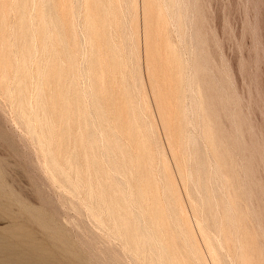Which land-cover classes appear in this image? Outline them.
I'll use <instances>...</instances> for the list:
<instances>
[{
  "label": "rangeland",
  "instance_id": "1",
  "mask_svg": "<svg viewBox=\"0 0 264 264\" xmlns=\"http://www.w3.org/2000/svg\"><path fill=\"white\" fill-rule=\"evenodd\" d=\"M161 1L162 0H70L69 3V0H0V63L2 64L0 65V69L2 68V73L6 74V78H4L5 74H0V78L3 77L2 79H0L2 80V82H0V173L3 179L2 183L4 184L5 188V192H2L3 194H0L4 196L2 197L3 199H15L8 201V207L5 210H8L9 212L14 211L13 213H19L21 211V208H19L18 210V207H20V205H23V207L29 206V208L35 209L42 215L50 218L54 224L57 223V228L62 227L61 229L63 230H61L60 228L59 229L61 230L63 237L67 239L70 238V240L68 239L69 246H67L69 247V250L72 252V254L70 253L68 256V254L66 253L63 254V252H59V259L61 257L65 259V255L66 257H73L74 254L78 256V258L81 259V261L85 264H100L101 261L108 262V264H147L149 261L151 264H167V261L173 258L174 261L171 260L169 261L170 263H168L173 264L175 262L174 264H176V262L180 260V257L181 259L184 257L182 259L183 261L181 260L180 262L178 261L179 263H177L184 264L185 262V264H195L197 261L200 262L202 260V263L200 262V264H235L238 262L237 260L241 255L245 256L249 252L251 256L247 255L246 257L248 259L254 255L252 257L253 259L249 260L251 261V264H257L258 262H260L259 260H261V262L258 264H262V262L264 261V236H262V232L264 234V101H262V93H264V0H184V4L182 3V0L180 4L183 7L180 5L178 6L179 0H177V6H174V4L176 3L175 0H169L168 2H166L167 0H163L165 7L163 6ZM172 1L174 2V4ZM69 4L71 5L69 6ZM160 4L163 7H161ZM190 5L192 8L190 7ZM156 6L158 7V9H156ZM165 8L169 9V11H164ZM181 8H183V10ZM165 12L167 13V17L165 15ZM156 14H158V17L162 15L160 16L161 18L159 17V19L157 20ZM172 14L175 16L177 15V20L174 16V18L172 17ZM41 15H44V18H41ZM86 15L88 16V18L90 16V20L86 18ZM184 18H187L186 20H189L188 22L190 24L186 22ZM41 19L47 20L41 21ZM164 19L168 21L164 22ZM87 21L90 22L88 25H85ZM160 21H162V23ZM175 21L177 24L175 23ZM45 22L48 24H46ZM167 22H170V24L167 25ZM159 24L161 26L160 30ZM182 24L183 26H186L185 33L183 31L185 30V28L183 29ZM225 24L228 25L227 31L225 30ZM46 25L47 28L50 27L49 29L51 31V33H46L47 35L45 34V32L50 31H48L49 29L47 30ZM87 26L88 28L90 26L89 30L91 31L86 29ZM40 28L44 31L46 29L47 31L44 32L40 30ZM169 29L170 32H172L170 34L168 33ZM92 30H95L96 34ZM111 30H113V32ZM179 30L182 31V34H180ZM109 31L112 35L114 33L113 37L109 35V38ZM157 31L159 33H157ZM174 31H178L180 38H184V42L182 39H179L180 41L178 40L179 35H176L178 33H174ZM187 33H189V35ZM191 34L194 36H192ZM156 35H158V37ZM181 35H184L185 37H182ZM41 36L44 37L42 38ZM190 37H192L193 41L190 39ZM158 38L160 41H157ZM169 38H171V40H169ZM50 39H52L53 42L50 41ZM109 39L112 40L111 43ZM47 40L49 41L47 42V44H50L51 42L53 44L51 43L50 45H47ZM108 40L109 42H107ZM163 40H165V43L168 41L171 42L173 40L174 43H172L174 49L172 47V49L170 48L171 50H169L168 44L166 43V45ZM42 42L44 43V45ZM106 42L110 43L111 45L115 43L118 46L117 47L114 44L118 48H116L117 51H114V45L109 46V44H107ZM161 43L166 47L163 48ZM41 46H45V48H42ZM49 46L52 50L56 49V51H54V55H51V52L53 54V51L50 48L48 49ZM160 47H162L163 49H159ZM20 50L22 53L20 52ZM164 50L169 51L170 55L167 56H169L170 59H167L168 57L165 55L166 51ZM174 50L175 52L171 54V52ZM111 52H114V54L118 52L120 53L116 54L115 56ZM119 54H121L120 58ZM117 55L118 59L120 60H115V58L117 59ZM172 55L175 56L171 57ZM20 56L23 57V59ZM69 57L71 59H69ZM163 57L166 61L163 59ZM20 58L23 61H20ZM167 60H170L168 61L169 63H167ZM116 61L120 62L117 63ZM97 63L99 64L97 65ZM170 64H172V68ZM183 64L185 67H183ZM57 65L59 67L61 66L62 68H59ZM168 66L170 67L168 68ZM56 68L59 69L60 72H57L59 70H57ZM183 68L186 70L184 71ZM170 69H176L178 72L174 70V73ZM37 71L40 74L42 72V79L39 78L40 75ZM44 72H46L47 76ZM97 72H99V74H97ZM166 72L167 74L169 73V75H167ZM172 72V77L174 76V80L170 76ZM177 73L180 76L177 75ZM166 75L169 77H166ZM176 75L179 77H177ZM189 75L192 76V82ZM182 76L184 77L182 78ZM72 77H74L73 83L70 82V80H73ZM176 77L179 78V82H176ZM35 78L39 79L37 80ZM184 78L186 81L184 80ZM4 79H6V81ZM182 79L184 80L183 82ZM184 82H186V85L184 84ZM39 83L41 87L39 86ZM70 83H72L71 86ZM189 83H193L192 86ZM68 86H70V88H67ZM184 86L186 89L183 88ZM39 87L42 89V91L39 90ZM189 88H192V90H190ZM15 90H17V92ZM11 92L14 93L12 94ZM82 93L84 94V96ZM80 97L83 99L82 101ZM38 99L40 100L38 101ZM19 102L21 108L19 107ZM39 102L41 103V106L39 105ZM191 102H193V105ZM82 103L85 105V108L84 105L82 106ZM42 104H46L45 106H43L44 108L42 107ZM195 104L197 107H195ZM182 105H185L186 108L185 106L184 108H182ZM82 107L84 110H82ZM20 109H22L24 112H21ZM42 110H44V113L42 112ZM181 110H187L186 112H188H183L187 115L186 116L184 114L186 116V118L184 119ZM190 111L194 113L191 112L190 115ZM33 114L36 115V117ZM59 114L61 116L60 118ZM199 115L201 118L199 117ZM40 117L41 120L39 119ZM202 117L204 118V120L202 119ZM82 118H84V120H82ZM205 118H207L208 120ZM185 119H187V121ZM28 120H30V124ZM34 120H38V124ZM179 121L183 123L181 124ZM196 121H200V128L199 126H196L198 125L195 124ZM203 121H205V123ZM66 122L67 124H65ZM83 122L85 123V125ZM188 122L191 123L188 124ZM33 123L40 126L38 127L36 125L40 129L41 136L38 132L39 129ZM192 123L195 124V127L192 125ZM190 124L192 126H190ZM187 125L188 127H190L188 128ZM204 125L208 126L209 129ZM43 127L45 128V130L43 129ZM180 127L181 129L179 130L178 128ZM76 128H78L79 131H76L78 130ZM198 128L200 130H198ZM31 130L32 132H30ZM33 130L35 131V134L33 133ZM46 130L48 133L46 132ZM98 130L101 134H99L100 136H98ZM184 130H188V132L186 131L185 133ZM181 131L182 133L189 134L179 135L181 134ZM76 132H81L82 135L81 133L77 134ZM141 132L142 135L140 134ZM190 132L192 134L190 137L191 139L187 141L186 137H189ZM202 133L204 137H202ZM177 135L179 137L182 136L180 138L181 140ZM48 136L52 137L49 138ZM205 137L207 138V141L209 139L212 145L210 143L208 144L207 141H203ZM193 138L195 140H193ZM47 139H50V142L48 140L49 143L47 142ZM79 139L81 140L78 142ZM183 139H185L186 141ZM98 140L100 143L98 142ZM141 141H143L142 144H145V147L140 143ZM189 141H195L192 143H196V145L192 144V147L191 142ZM182 142H185L184 144H186V146H183ZM203 142L207 144H203ZM47 143L49 145H46ZM178 143L180 147L178 146ZM187 143L191 147H189ZM215 143L218 144L215 145ZM89 145H91V147ZM182 146L185 148L188 146V151L190 153L187 154V149H183ZM194 146L195 148L198 147L197 151ZM206 146H210V148H207ZM216 148L218 151L216 150ZM178 149H180V151ZM181 149L185 150V153H183V150L181 151ZM193 149H195V151ZM206 149H208L209 152L206 151ZM99 150H101V154L99 153ZM202 150H205V153ZM229 150L231 152V156H229ZM192 151L195 154L197 152L196 155L193 154L194 157L192 155ZM212 151L215 157H212ZM206 152L210 154V156H207L208 159L207 157H205L206 155H203L207 154ZM199 154H202V158ZM222 154L224 155L222 156ZM91 155H93L94 158H92L93 156ZM187 156L189 157V159L191 158V162L189 160L187 161ZM228 156L231 159L228 158ZM67 157H69V159ZM209 157H212L211 159H215L217 161L215 162L217 164L215 173H218V175L214 173L215 165L213 167L210 166L213 164L211 162L213 160L210 159V161ZM52 158L54 161L52 160ZM197 158H201L202 160H198ZM184 159H186L185 161L188 163H186ZM232 159H234V161ZM49 160H51V162ZM67 160H69V162H67L66 168V163L63 164V162ZM90 160H92L93 163H91ZM203 160L207 162L205 163ZM219 160L221 161L219 162ZM229 160H231L230 162L233 164H231ZM182 162H184V165ZM197 162H203L204 166L206 164L207 166H210V168L207 166L204 167L202 163L198 164ZM68 163L72 164L69 166ZM114 163H116L115 166ZM191 163L192 166L196 163L197 165L195 164V168L197 169L193 168L195 165L192 167ZM73 164L76 165L73 166ZM84 164L87 165V168H85ZM101 165L103 166V168L101 167ZM181 165L185 167H182ZM69 167L70 169H68ZM211 167L214 171L211 169ZM188 168H191V170H189ZM206 168L210 171H208ZM75 169H80V172H75ZM186 169L190 172L186 171ZM73 170L75 173L73 172ZM94 170H96L97 174ZM206 170L208 171L209 175H206ZM60 171H62V173ZM183 171L187 172V178L186 175H183V173L186 174V172ZM105 172L108 174H106L107 177L105 176ZM195 172L197 174L194 175ZM72 173H74L75 175ZM76 173H78V175H80L81 177L78 176V178ZM212 173H214L213 178L209 177ZM230 173L233 174L232 176L234 180L232 176H230ZM87 174H89V177L87 176ZM201 174L203 175L202 180L204 181V184L202 185L203 187L200 185V183H203L199 178L201 177ZM182 175L186 178L185 180ZM75 176L77 177V179ZM188 176L189 178H191L188 179ZM214 176L216 178H214ZM221 176H223V180H220H222L224 183L222 181L220 183V180L217 181L219 178H221ZM86 177L90 178L88 179L89 181L91 180L90 183L86 181ZM107 178L110 179V181ZM241 178H245V180L242 181ZM74 179L80 180L76 181ZM94 179L98 181L96 182V180ZM225 179H227V181ZM238 179H241L240 183L242 185L241 188H244H242L243 190L239 188L240 186H238L240 185ZM169 180L172 183L174 182L173 187L172 183ZM208 180L210 181L207 182ZM215 180L217 183H214ZM186 181L188 183V186L186 185ZM193 181L195 183H198V185L196 184L197 188L195 185L193 186L196 192L193 188H190L193 185ZM212 182L215 185L219 183V186L222 185V183L225 186L226 183H230L229 186L227 184V187H231V193L234 189V182H237L236 185L234 184V191L238 192H234L231 197L235 195L234 197L238 199V197L243 195L241 196L242 198H239L237 200L239 203L236 200L235 202L240 204L239 208L240 206H242V209L244 211L241 208V210L239 209L240 211L237 208L236 210L234 208L236 213L233 210H231V212L233 211L232 213H235L237 215V221L240 218V220H242L243 217L240 216V213L242 212L241 215L244 216L243 219H246V221L248 222L247 224H250L246 225L247 227H242L243 224L245 225L244 222L246 221H238L242 224H240V226L237 224V227H241V230L242 228H244L242 232L240 230L241 236H238L239 234H237L239 233V230H237V232L235 231V229L237 228L236 225H234L235 222L237 223V221H235V217L234 221L233 219H231V222H233L232 224L231 222L227 223L224 220V214H226L227 212L230 213V210H226L225 213L222 208V206L226 205L224 206V210L226 209L225 207H227V209H233L232 207L228 208L229 201L233 204H230L231 206L237 205V203H234L232 201V198H230L228 188L226 189V187L224 188V186H220L224 189L223 192H225L226 189L228 190L226 192L229 194L227 195L225 193L226 195H222L224 194L220 192V190L222 191V189H219L218 185H216L217 188H213L214 186H211L214 185L212 184ZM249 182L251 185H248ZM71 183L74 185L72 186ZM98 183L102 187H100L101 189H103L102 191H100V189L97 190V186L99 185L95 184ZM89 184V189L93 188V192L90 189L92 193H84L88 191L86 186H89ZM206 184H209L211 188L214 189V191H216L217 189L216 192L218 194L215 193V196L217 195L216 197L214 196V194H212L214 192L211 193L209 191V193H211L210 196L207 190L209 189V185L207 187ZM78 186L80 188H78ZM169 186H171L172 188ZM249 188L250 191L248 190ZM191 189H193L194 191H191ZM213 189L211 191H213ZM239 189L242 191H240ZM120 190L121 192H119ZM199 190L201 191L199 192ZM187 191H189L192 195H190ZM98 192L100 193L99 196L102 197V195H104L102 198L104 199V202L106 201V205L105 203L102 204V201L99 202L100 200L98 199ZM125 192L128 193V195H126ZM198 193L202 194L199 195ZM94 194V199H92ZM195 194L199 195L203 202L199 198L198 201ZM208 194L210 198L213 196V201L209 199ZM89 195H91V198H86L87 196L89 197ZM194 195L196 196V198L194 197ZM220 195L222 196L220 197L221 199H219ZM125 196H128V199H130L129 202H131L130 205H133L134 207H129L127 197ZM108 197H110V200ZM114 197L116 199H114ZM190 197L192 200L189 199ZM207 198L210 201H208ZM224 198H227L226 202L228 200V205L225 201V203L222 201V199ZM16 199H18L19 202L18 200L16 201ZM90 199H92L93 201ZM218 199L219 201H221V203L218 202ZM94 200L97 203H95ZM193 200L195 201V204L196 202H202L204 204H198V208L197 205H195L196 209H192L194 206V204H192L194 202ZM246 200H249V202H246ZM115 201L116 204L118 203V205L114 204ZM191 201L192 203H190ZM214 201L216 203L211 204ZM93 202L96 204L95 206L93 205ZM177 203L180 204L178 205L181 208L176 205ZM248 203L251 204L247 207ZM210 204L213 206H215L216 204V208L219 206V208L217 209L218 213L221 211L222 215L224 216L221 218L222 215L215 212V210L212 208L213 206L210 207ZM99 205L102 206L100 207ZM96 206L101 212H99ZM106 206L107 209L102 208ZM116 207H120V209L117 208V212V209H115ZM257 207L261 209V213L259 212ZM0 208H2V206H0ZM182 209L184 210L183 212ZM252 209L254 211L256 209L257 212H254ZM104 210H109L108 213L110 212V218L107 217L108 214L106 213V215ZM134 210H136V212ZM195 210L198 211H196L197 214L194 212ZM202 211H204V213ZM208 211L210 214L207 213ZM245 211L249 212V217L251 220L253 218L252 221L254 223L250 221L248 214H246L247 216L244 214L246 213ZM211 212H213L214 214ZM119 213L121 216H117V214ZM183 213L185 214L183 216L184 219L183 217L181 218ZM216 213L218 214V216L220 215V217H217ZM198 214H200L201 216H198ZM235 214L233 216H235ZM136 215L138 216L139 220ZM208 215H210L209 217L211 218V220L212 218L214 220L211 221ZM229 215H231V213ZM238 215L240 216V218H238ZM204 216L207 217L204 218ZM0 217H2L1 211ZM98 217L100 219H98ZM119 217H122V219H124L122 220ZM192 217H196V222ZM199 217H202L200 218L202 220L205 219V224H202V220H200L201 223L198 222L200 227L197 223V221H199V219L197 218ZM186 218L188 219L186 220ZM218 218L223 220H219ZM133 219L137 222H135ZM155 219H157L156 223L158 226L155 225ZM173 219L177 220V226L180 228L179 233L182 236L181 238L178 230L176 231V228L179 229L177 226H175L176 224L174 225L175 228H171L173 224L176 223V220ZM15 220L21 222L23 224V228H25L27 231L32 232L34 236L42 239L45 244L50 247L51 250L54 249L53 245L46 239L44 232L39 228L37 224L24 219V217H17ZM185 220L188 221L190 225H186L187 222ZM139 221L141 223H145V225L141 224ZM218 221L220 222V224ZM222 221H225L226 225H224L225 222L223 223ZM221 222L223 224H221ZM7 223L8 222L6 220L0 219V227L5 226ZM139 225L141 226V228ZM143 225L145 228H142ZM215 225L216 228H214ZM232 225L236 227L235 228L233 226L232 229L234 231L231 230ZM252 225L254 226L252 227ZM159 226L161 227L160 229ZM190 226V229L192 231L188 230ZM201 226L202 228L204 226V228L202 229ZM206 226L210 229H206L208 235L203 234V232L206 234V231L204 230ZM211 226L213 227L211 228ZM217 226L219 227L217 228ZM248 227L251 228V230H249ZM219 228H222V230L224 231L221 232ZM224 228L229 231V235H231V233L233 234V236L231 235L232 237L230 238H233V240L235 241L230 242L229 240H227L228 243H226L225 241V244L227 245L223 247L224 242L220 237H222L223 234H227L228 238V231L225 232L226 230ZM253 228L255 229V231ZM125 229L129 231L128 235L126 234ZM168 230L170 231V236H172L171 238L169 235L167 236ZM149 231L151 233H149ZM181 231H183L185 237L183 236ZM210 231L213 233H210L212 234L211 236L209 234ZM152 232L155 233L156 238H154L155 236H153L154 234ZM187 232L189 233V235L187 234ZM216 232H219V234ZM233 232H236L237 235L234 236ZM247 232L248 234L252 233L253 236H246ZM164 233H166V235H164ZM192 233H194V235H192ZM160 234L164 238H160ZM257 235L259 236L257 237L259 242H256L257 238L255 240V237ZM134 236H136L137 239H134ZM249 236L251 237V241L249 240L250 242H248V238H250ZM144 237H148V240ZM132 238L135 243L134 241H132ZM182 238H184V240H181L180 242L179 239ZM211 238L215 239V244H213V239ZM185 239L187 241H185ZM207 239L209 240L205 241V244L203 241ZM144 240H146L147 243ZM172 240L174 242H172ZM193 240H195L196 242H194ZM236 240L238 241V243H236ZM218 241H220L222 245ZM151 242L154 245H152ZM207 242L210 243H208V245L210 248H212V251L210 250V248L208 249L210 251H207ZM241 243H244L242 244V246L244 245V247L242 248ZM257 243H259V245H257ZM184 244L188 247L189 251H193L192 255H190L191 252L188 253V249H186L187 247L184 246ZM218 244H220L222 247L220 245L218 246ZM229 244L231 245L230 249H228ZM261 244H263V246ZM71 245H73V247ZM156 245L160 247V250ZM246 245L251 249L248 250L247 253L245 252L247 251L245 250ZM173 246H175V248ZM191 246L194 248L191 249ZM226 246H228V248ZM235 246L238 247V249H235ZM257 246L261 249H256ZM121 247L124 248L122 249ZM145 247L148 248L149 251H146L147 249ZM152 247L153 249H157H154L152 251ZM251 247H253V249ZM140 248L141 251L142 248L144 250V253L141 254V257L143 258H140L139 256V254L141 253ZM161 248L163 250H161ZM219 248L221 250L226 249L225 251L223 250L225 254L224 252L222 253V251L221 253L223 255L220 254V250H218ZM134 249H137V252H135L136 250ZM231 249L233 252H235L236 250L237 251L233 253L231 252ZM130 250L132 252H130ZM199 250L202 251V255ZM227 250L231 252V255H226V252H228ZM255 250L257 254L259 252H262L261 254L259 253L260 256L258 255L257 257V254H255ZM160 251H164L166 255H162ZM252 251H254L253 255L251 254ZM146 252L150 253V255L148 254V256H146ZM177 252H180V254H178ZM242 252H245V254H242ZM132 253L135 255L137 260L133 258L134 255ZM174 253L177 254V256ZM211 253H213L214 255ZM171 254L173 255V257H171ZM193 254L195 255L194 257ZM220 255L223 257H221ZM232 255H235L234 258ZM153 256L155 259L153 258ZM165 256H167L168 260L165 259ZM237 256H239V258ZM68 257L66 259L70 260L71 257ZM147 257H149V259L151 257V259L148 260ZM162 257L163 260H160ZM174 257H178L179 259L176 260L174 259ZM246 257L245 260H248ZM194 258L199 259L195 260ZM212 259L218 260L219 262L212 261ZM253 260H255V262ZM223 261L225 262L223 263ZM196 264L199 263L197 262ZM246 264L250 263L248 262Z\"/></svg>",
  "mask_w": 264,
  "mask_h": 264
},
{
  "label": "bare ground",
  "instance_id": "2",
  "mask_svg": "<svg viewBox=\"0 0 264 264\" xmlns=\"http://www.w3.org/2000/svg\"><path fill=\"white\" fill-rule=\"evenodd\" d=\"M60 1H61V0H60ZM66 1H68V0H66ZM131 1H132V0H131ZM168 1H169V0H167L166 2H168ZM175 1H176L175 4H174L173 1H172V2H173V4H174V6H177V5H176V4H177V0H175ZM186 1H187V0H186ZM42 2H43V1H42ZM62 2H63V1H62ZM125 2H126V1H125ZM161 2H162V4H163V6H164L165 4L163 3V0H162ZM164 2H165V1H164ZM181 2H182V0H181V1L179 0V2H178V3H179L178 6H179V5L182 6V5L180 4ZM69 3H70V0H69ZM99 3H100V2H99ZM107 3H108V2H107ZM110 3H111V2H110ZM129 3H130V2H129ZM182 3L184 4V0H183ZM62 4H64V3H62ZM185 4H186V3H185ZM67 5H68V4H67ZM70 5H71V4H69V6H70ZM100 5H101V4H100ZM103 5H104V4H103ZM156 5H157V4H156ZM160 5H161V4H160ZM69 6H68V7H69ZM163 6L161 5V7H163ZM96 7H97V6H96ZM156 7H157V6H156ZM156 7H155V8H156ZM164 7H165V6H164ZM182 7H183V6H182ZM190 7H191V5H190ZM69 8H70V7H69ZM166 8H168V7H166ZM166 8L164 9V11H169V9H166ZM191 8H192V7H191ZM156 9H158V7H157ZM156 9H155V10H156ZM181 9L183 10V8H181ZM40 10H41V9H40ZM162 10H163V8H162ZM186 10H187V9H186ZM157 11H158V10H157ZM171 11H172V10H171ZM188 11H189V10H188ZM72 13H73V12H72ZM160 13H161V12H160ZM163 13H164V12H163ZM171 13H172V12H171ZM46 14H47V13H46ZM46 14H45V15H46ZM86 14H87V13H86ZM90 14H91V13H90ZM84 15H85V14H84ZM92 15H93V13H92ZM156 15H157V20L159 19L160 16H162V15H160V16L158 17V14H156ZM165 15H166V17H167V13H166V12H165ZM169 15H170V14H169ZM182 15H183V14H182ZM182 15H180V16H182ZM190 15H191V14H190ZM192 15H193V14H192ZM43 16H44V15H43ZM43 16L41 15V18H42ZM69 16H70V15H69ZM86 16H87V15H86ZM106 16H108V15H106ZM173 16L176 18L177 15L175 16V15L172 14V17H173ZM183 16H184V15H183ZM169 17H170V16H169ZM174 17H173V18H174ZM38 18H39V17H38ZM43 18H44V17H43ZM86 18H88V16H87ZM160 18H161V17H160ZM88 19L90 20V16H89ZM179 19H181V18H179ZM186 19H187V18H186ZM186 19L184 18V20H186ZM42 20H43V21H46L47 19H41V21H42ZM69 20H70V19H69ZM69 20H68V21H69ZM92 20H93V19H92ZM92 20H91V21H92ZM161 20H162V19H161ZM174 20H175V19H174ZM176 20H177V18H176ZM71 21H72V20H71ZM84 21H85V20H84ZM84 21H83V22H84ZM165 21H168V20H165V19H164V22H165ZM188 21H189V20H186V22H188ZM47 22H48V21H47ZM51 22H52V21H51ZM89 22H90V21H89ZM89 22L87 21V23H85V25H88ZM160 22L162 23V21H160ZM160 22H159V23H160ZM171 22H172V20H171ZM182 22H183V21H182ZM45 23H46V22H45ZM45 23H44V24H45ZM69 23H70V22H69ZM94 23H95V22H94ZM167 23H168V22H167ZM167 23H166V24H167ZM175 23H176V21H175ZM180 23H181V21H180ZM180 23H179V24H180ZM183 23H184V22H183ZM188 23H189V22H188ZM46 24H48V23H46ZM71 24H72V23H71ZM91 24H92V22H91ZM96 24H97V23H96ZM169 24H170V22H169L167 25H169ZM173 24H174V22H173ZM176 24H177V23H176ZM184 24H185V23H184ZM189 24H190V23H189ZM69 25H70V24H69ZM171 25H172V24H171ZM159 26H160V24H159ZM178 26H179V25H178ZM189 26H190V25H189ZM42 27H43V26H42ZM42 27H41V28H42ZM93 27H94V26H93ZM163 27H167V26H163ZM168 27H169V26H168ZM182 27H183V29L185 28V30H183L184 33H185V31H186V26H183V24H182ZM41 28H40V30L44 31V30L41 29ZM46 28H47V25H46ZM49 28H50V27H49ZM49 28H47V30H48ZM156 28H157V27H156ZM160 28H161V26L159 27V30H160ZM171 28H172V27H171ZM179 28H180V27H179ZM37 29H38V28H37ZM51 29H52V28H51ZM86 29L89 30V29H90V26H89V28H88V26H87ZM97 29H98V28H97ZM113 29H114V28H113ZM165 29H166V28H165ZM175 29H176V26H175ZM189 29H190V28H189ZM47 30L45 29V31H47ZM72 30H73V29H72ZM72 30H71V31H72ZM177 30H178V29H177ZM34 31H35V30H34ZM36 31H37V30H36ZM45 31H44V32H45ZM48 31H50V29H49ZM89 31H91V30H89ZM92 31H94V33H95V30H92ZM111 31L113 32V30H111ZM153 31H154V30H153ZM166 31H167V30H166ZM179 31H180V30H179ZM72 32H73V31H72ZM109 32H110V31H109ZM163 32H164V31H163ZM181 32H182V31H180V34H182ZM46 33H51V31H50V32H45V34H46ZM91 33H93V32H91ZM155 33H156V32H155ZM157 33H159V32L157 31ZM161 33H162V32H161ZM168 33H169V34L172 33V32H170V29H169V32H168ZM174 33H178V31H174ZM174 33H173V34H174ZM33 34H34V33H33ZM60 34H61V33H60ZM73 34H74V33H73ZM95 34H96V33H95ZM106 34H107V33H106ZM187 34L189 35V33H187ZM46 35H47V34H46ZM46 35H45V36H46ZM109 35H111V36L113 37L114 33H113V35H112L111 32H110V33L108 34V36H109ZM160 35H161V34H160ZM164 35H165V34H164ZM167 35H168V34H167ZM176 35H179V33L176 34ZM185 35H186V34H185ZM191 35H192V34H191ZM33 36H34V35H33ZM35 36H36V35H35ZM48 36H49V35H48ZM91 36H93V35H91ZM156 36L158 37V35H156ZM162 36H163V35H162ZM181 36L183 37L184 35H181ZM186 36H187V35H186ZM192 36H194V35H192ZM196 36H197V35H196ZM41 37H42V36H41ZM43 37H44V36H43ZM43 37H42V38H43ZM74 37H75V36H74ZM176 37H178V36H176ZM184 37H185V36H184ZM188 37H189V36H188ZM39 38H40V37H39ZM45 38H46V37H45ZM47 38H48V37H47ZM49 38H50V37H49ZM89 38H90V37H89ZM92 38H94V37H92ZM96 38H97V37H96ZM109 38H110V36H109ZM159 38H161V37H159ZM159 38H158L157 41H160ZM87 39H88V38H87ZM90 39H91V38H90ZM107 39H108V38H107ZM107 39H106V40H107ZM155 39H156V38H155ZM164 39H166V38H164ZM167 39H168V38H167ZM179 39H180V40H181V39L183 40L184 38H180V35H179L178 40H179ZM190 39L192 40V37H190ZM40 40H41V39H40ZM43 40H45V39H43ZM109 40H110V39H109ZM109 40H108L107 42H109ZM113 40H114V39H113ZM161 40H162V39H161ZM169 40H171V38H169ZM174 40H175V39H174ZM180 40H179V41H180ZM191 40H190V41H191ZM50 41L53 42L52 39H50ZM89 41H90V40H89ZM111 41H112V40H110V43H111ZM154 41H155V40H154ZM163 41H164V43H165V40H163ZM163 41H162V42H163ZM192 41H193V40H192ZM192 41H191V42H192ZM47 42H49V41L47 40V41H46V44H47ZM52 42H51V43H52ZM90 42H91V41H90ZM90 42H89V43H90ZM107 42H106V43H107ZM169 42H170V41L166 42V43L168 44V46H169V48H168V46H167V48H168L169 50H171L172 47H173V43H174V42H173V40H172V41L170 42V45H169ZM172 42H173V43H172ZM183 42H184V40H183ZM42 43H43V42H42ZM51 43H50V44H51ZM110 43H107V44H109V46H110V45H111ZM113 43H114V42H113ZM166 43H165V44H166ZM171 43H172V45H171ZM180 43H181V42H180ZM48 44H49V43H48ZM48 44H47V45H48ZM50 44H49V45H50ZM52 44H53V43H52ZM114 44H115V43H114ZM114 44H113V45H114ZM159 44H160V43H159ZM165 44H164V45H165ZM167 44H166V45H167ZM43 45H44V43H43ZM47 45H46V46H47ZM113 45H111V46H113ZM115 45H116V44H115ZM115 45H114V46H115ZM161 45H162V43H161ZM178 45H179V44H178ZM178 45H177V46H178ZM187 45H188V44H187ZM187 45H186V46H187ZM51 46H52V45H51ZM114 46H113V48H115L114 51H117V49H118L117 47H118V46H117V45H116L117 47H116V46L114 47ZM162 46H163V45H162ZM174 46H175V45H174ZM180 46H181V45H180ZM182 46H183V45H182ZM41 47H42V46H41ZM53 47H54V46H53ZM165 47H166V46H163V48H165ZM42 48H45V46L42 47ZM49 48H50V46L48 47V49H49ZM54 48H55V47H54ZM110 48H111V47H110ZM110 48H109V49H110ZM116 48H117V49H116ZM151 48H152V47H151ZM163 48L160 47L159 49L162 50ZM170 48H171V49H170ZM194 48H195V47H194ZM22 49H23V46H22ZM50 49H51V48H50ZM152 49H153V48H152ZM154 49H155V48H154ZM157 49H158V48H157ZM173 49H174V47H173ZM179 49H180V48H179ZM40 50H41V48H40ZM43 50H44V49H43ZM51 50H52V49H51ZM175 50H176V49H175ZM175 50L172 51L171 54H173V53L175 52ZM186 50H187V49H186ZM49 51H50V50H49ZM49 51H48V52H49ZM52 51H53V54H52V52H51V55H54V54H55L54 51H56V49H55V50L53 49ZM111 51H112V49H111ZM118 51H119V50H118ZM164 51H166V50H164ZM20 52H21V50H20ZM44 52H46V51H44ZM90 52H91V51H90ZM154 52H155V51H154ZM166 52H167L168 54H167ZM166 52H165V55H166V56H167V55H170L169 51H166ZM21 53H22V52H21ZM21 53H20V54H21ZM29 53H30V52H29ZM111 53H112V52H111ZM118 53H120V52H118ZM118 53H116V54H118ZM163 53H164V52H163ZM182 53H183V52H182ZM182 53H181V54H182ZM47 54H48V53H47ZM112 54H114V52H113ZM112 54H111V55H112ZM116 54H114V55L116 56ZM177 54H178V53H177ZM179 54H180V52H179ZM120 55H121V54H119V58H120ZM175 55H176V54H175ZM175 55H172L171 57H174ZM182 55H183V54H182ZM21 56H22V55H21ZM21 56H20V57H21ZM73 56H74V55H73ZM115 56H114V57H115ZM112 57H113V56H112ZM167 57H168L167 59H170L169 56H167ZM176 57H177V56H176ZM180 57H181V56H180ZM21 58L23 59V57H21ZM21 58H20V61H23ZM46 58H47V57H46ZM49 58H50V57H49ZM71 58H72V56H71ZM71 58L69 57V59H71ZM182 58H183V57H182ZM187 58H188V57H187ZM187 58H186V59H187ZM189 58H190V57H189ZM18 59H19V57H18ZM54 59H55V58H54ZM75 59H76V58H75ZM112 59H113V58H112ZM163 59H164V57H163ZM173 59H175V58H173ZM178 59H179V58H178ZM5 60H7V59H5ZM59 60H60V59H59ZM59 60H58V61H59ZM72 60H73V59H72ZM115 60H120V59H118V55H117V59L115 58ZM115 60H114V61H115ZM164 60H165V59H164ZM164 60H163V61H164ZM184 60H185V59H184ZM202 60H203V59H202ZM2 61H3V59H2ZM58 61H57V62H58ZM75 61H76V60H75ZM93 61H94V60H93ZM96 61H97V60H96ZM165 61H166V60H165ZM168 61H170V60H167V63H169ZM4 62H5V61H4ZM4 62H3V64H4ZM70 62H71V61H70ZM116 62H117V61H116ZM119 62H120V61H119ZM119 62H117V63H119ZM179 62H180V61H179ZM8 63H9V62H8ZM20 63H22V62H20ZM38 63H39V62H38ZM46 63H47V62H46ZM91 63H92V62H91ZM111 63H113V62H111ZM167 63H166V64H167ZM186 63H187V62H186ZM36 64H37V63H36ZM59 64H60V62H59ZM59 64H58V65H59ZM70 64H71V63H70ZM73 64H74V63H73ZM98 64H99V63H97V65H98ZM100 64H102V63H100ZM172 64H173V62H172ZM172 64H170V65H171V68H172ZM181 64H182V63H181ZM0 65H2V64L0 63ZM58 65H57V66H58ZM95 65H96V63H95ZM110 65H111V64H110ZM146 65H147V64H146ZM167 65H168V64H167ZM174 65H175V64H174ZM174 65H173V66H174ZM179 65H180V63H179ZM48 66H49V65H48ZM72 66H74V65H72ZM99 66H100V65H99ZM163 66H165V65H163ZM2 67H3V66H2ZM58 67H59V66H58ZM58 67H57V68H58ZM97 67H98V66H97ZM101 67H102V66H101ZM169 67H170V66H168V68H169ZM183 67H185L184 64H183ZM186 67H187V66H186ZM5 68H6V67H5ZM45 68H46V66H45ZM57 68H56V69H57ZM59 68H62V67L60 66ZM70 68H71V67H70ZM168 68H167V69H168ZM173 68H175V67H173ZM178 68H179V66H178ZM1 69H2V68H1ZM1 69H0V71H1L0 74H1V75H2V74H5V73H2V70H1ZM36 69H37V68H36ZM93 69H94V68H93ZM183 69H184V68H183ZM43 70H44V69H43ZM46 70H47V69H46ZM57 70H59V69H57ZM170 70H172V69H170ZM174 70L177 71L176 69H174ZM174 70H172V71L174 72ZM185 70H186V69H184V71H185ZM3 71H4V70H3ZM38 71H39V70H38ZM38 71H37V72H38ZM48 71H49V70H48ZM55 71H56V70H55ZM86 71H87V70H86ZM184 71H183V72H184ZM5 72H6V71H5ZM39 72H40V71H39ZM39 72H38V73H39ZM57 72H60V70L57 71ZM67 72H68V71H67ZM67 72H66V73H67ZM70 72H71V71H70ZM70 72H69V73H70ZM102 72H103V70H102ZM119 72H120V71H119ZM169 72H170V71H169ZM173 72H172V74H170L171 77H172V75H173ZM177 72H178V71H177ZM44 73H45V75H46V72H44ZM47 73H48V72H47ZM174 73H175V72H174ZM189 73H191V72H189ZM41 74H42V72H41ZM41 74L39 73V75H40L39 78L42 77ZM58 74H59V73H58ZM58 74H57V75H58ZM97 74H99V72H97ZM166 74H167V72H166ZM182 74H184V73H182ZM43 75H44V74H43ZM57 75H56V76H57ZM70 75H72V74H70ZM167 75H169V73H168ZM167 75H166V77H169V76H167ZM174 75H175V74H174ZM177 75H179V74L177 73ZM177 75H176V76H177ZM3 76H4V75H3ZM46 76H47V75H46ZM100 76H101V75H100ZM179 76H180V75H179ZM179 76H177V77H179ZM186 76H187V75H186ZM189 76H190V75H189ZM189 76H188V77H189ZM1 77H2V76H1ZM36 77H37V75H36ZM69 77H70V76H69ZM75 77H76V76H75ZM97 77H98V76H97ZM177 77L175 78V80L177 79L176 82H179V81H178L179 78H177ZM183 77H184V76H182V78H183ZM2 78H3V77H2ZM2 78H0V79H2ZM4 78H6V74H5ZM17 78H19V77H17ZM39 78H38V79H39ZM72 78H73V80H72V81L70 80V82L73 83V82H74V77H72ZM72 78H71V79H72ZM185 78H186V77H185ZM185 78H184V80H185ZM190 78H191V82H192V76H190ZM35 79H37V78H35ZM38 79H37V80H38ZM41 79H42V78H41ZM172 79L174 80V76L172 77ZM4 80L6 81V79H4ZM4 80H3V81H4ZM44 80H45V79H44ZM184 80L182 79V82H183ZM22 81H23V79H22ZM34 81H35V80H34ZM40 81H41V80H40ZM40 81H39V82H40ZM185 81H186V80H185ZM0 82H2V80H0ZM37 82H38V81H37ZM65 82H66V81H65ZM68 82H69V81H68ZM172 82H175V81H172ZM189 82H190V81H189ZM72 83H70V86L72 85ZM155 83H156V81H155ZM185 83H186V82H184V84H185ZM2 84H3V83H2ZM35 84H36V83H35ZM55 84H56V83H55ZM57 84H58V83H57ZM67 84H68V83H67ZM172 84H173V83H172ZM182 84H183V83H182ZM189 84H190V83H189ZM189 84H188V85H189ZM192 84H193V83H192ZM192 84H190V85L192 86ZM23 85H24V84H23ZM23 85H22V86H23ZM45 85H46V84H45ZM185 85H186V84H185ZM188 85H187V86H188ZM18 86H19V85H18ZM39 86H40V83H39ZM70 86H68L67 88H70ZM74 86H75V85H74ZM182 86H183V85H182ZM182 86H181V87H182ZM191 86H189V87H191ZM23 87H24V86H23ZM35 87H36V86H35ZM40 87H41V86H40ZM40 87H39V90L42 91V89H41ZM62 87H63V85H62ZM193 87H194V86H193ZM196 87H197V86H196ZM6 88H7V87H6ZM21 88H22V87H21ZM24 88H25V87H24ZM183 88H185V86H184ZM7 89H8V88H7ZM99 89H100V88H99ZM174 89H175V88H174ZM181 89H182V88H181ZM185 89H186V88H185ZM189 89H190V88H189ZM193 89H194V88H193ZM21 90H22V89H21ZM178 90H179V88H178ZM190 90H192V88H191ZM195 90H196V89H195ZM15 91L17 92V90H15ZM19 92H20V91H19ZM19 92H18V93H19ZM67 92H68V90H67ZM81 92H82V91H81ZM102 92H103V91H102ZM186 92H187V91H186ZM188 92H189V91H188ZM195 92H196V91H195ZM11 93H12V92H11ZM13 93H14V92H13ZM13 93H12V94H13ZM40 93H41V92H40ZM155 93H156V92H155ZM41 94H42V93H41ZM63 94H64V93H63ZM63 94H62V95H63ZM82 94H83V93H82ZM18 95H19V94H18ZM80 95H81V94H80ZM192 95H193V94H192ZM19 96H20V95H19ZM83 96H84V94H83ZM83 96H82V98H83ZM198 96H199V95H198ZM17 97H18V96H17ZM22 97H23V96H22ZM22 97H21V98H22ZM71 97H72V96H71ZM80 98H81V97H80ZM82 98H81V101L83 100ZM193 98H194V97H193ZM197 98H198V97H197ZM18 99H19V97H18ZM18 99H17V100H18ZM22 99H23V98H22ZM58 99H59V98H58ZM199 99H200V98H199ZM19 100H20V99H19ZM19 100H18V101H19ZM39 100H40V99H38V101H39ZM47 101H49V100H47ZM69 101H70V100H69ZM41 102H42V100H41ZM45 102H46V101H45ZM72 102H73V101H72ZM84 102H85V100H84ZM84 102H83V103H84ZM189 102H190V101H189ZM196 102H197V101H196ZM67 103H68V102H67ZM75 103H76V101H75ZM83 103H82V106L85 104V103H84V104H83ZM191 103H192V105H193V102H191ZM194 103H195V102H194ZM61 104H62V103H61ZM179 104H180V103H179ZM39 105L41 106V103H40V102H39ZM45 105H46V104H45ZM45 105L42 104V107L45 106ZM75 106H76V105H75ZM182 106H183V105H182ZM184 106H185V105H184ZM184 106H183L182 108H184ZM188 106H189V105H188ZM19 107H20V102H19ZM195 107H197L196 104H195ZM199 107H200V106H199ZM199 107H198V108H199ZM20 108H21V107H20ZM40 108H41V107H40ZM43 108H44V107H43ZM84 108H85V105H84ZM185 108H186V106H185ZM187 108H188V107H187ZM190 108H191V107H190ZM192 108H193V106H192ZM75 109H76V108H75ZM188 109H189V108H188ZM20 110H21V112L23 111L22 109H20ZM39 110H40V109H39ZM82 110H84L83 107H82ZM93 110H94V109H93ZM189 110H190V109H189ZM43 111H44V110H42V112H43ZM85 111H86V109H85ZM181 111H182V113H183V112L188 113V112H186L187 110H186V111L181 110ZM23 112H24V111H23ZM191 112H192V111L189 112L190 115H191ZM200 112H201V111H200ZM200 112H199V113H200ZM43 113H44V112H43ZM46 113H47V112H46ZM182 113H181V114H182ZM185 113L182 114V115H183V119L186 118V116H187ZM192 113H194V112H192ZM197 113H198V112H197ZM22 114H23V113H22ZM31 114H32V113H31ZM34 114H36V113H34ZM34 114H33V115H34ZM75 114H76V113H75ZM184 114H185L186 116H185ZM200 114H202V113H200ZM213 114H214V113H213ZM41 115H42V114H41ZM44 115H45V114H44ZM47 115H48V114H47ZM81 115H82V114H81ZM202 115H203V114H202ZM34 116L36 117V115H34ZM67 116H68V115H67ZM88 116H90V115H88ZM180 116H181V115H180ZM180 116H179V117H180ZM184 116H185V117H184ZM197 116H198V115H197ZM213 116H214V115H213ZM24 117H26V116H24ZM47 117H48V116H47ZM60 117H61V116H60V114H59V118H60ZM76 117H77V116H76ZM189 117H190V116H189ZM199 117H200V115H199ZM59 118H58V119H59ZM65 118H66V117H65ZM196 118H197V117H196ZM200 118H201V117H200ZM31 119H32V118H31ZM33 119H35V118H33ZM39 119L41 120V117H40ZM44 119H45V118H44ZM132 119H133V118H132ZM197 119H198V118H197ZM202 119L204 120L203 117H202ZM205 119H207V118H205ZM82 120H84V118H82ZM179 120H180V118H179ZM185 120L187 121V119H185ZM189 120H190V119H189ZM199 120H200V119H199ZM207 120H208V119H207ZM210 120H211V119H210ZM29 121H30V120H28V122H29ZM31 121H32V120H31ZM34 121H35V120H34ZM37 121H38V120H36L35 122H37ZM49 121H50V120H49ZM67 121H68V120H67ZM92 121H93V120H92ZM183 121H184V120H183ZM193 121H194V120H193ZM201 121H202V120H201ZM211 121H212V120H211ZM32 122H33V121H32ZM75 122H76V121H75ZM84 122H85V121H84ZM84 122H83V123H84ZM179 122H180V121H179ZM199 122H200V121H198V122L196 121L195 124H198V125H196V126H199V128H200ZM203 122L205 123V121H203ZM40 123H41V122H40ZM45 123H46V122H45ZM49 123H50V122H49ZM180 123H181V122H180ZM182 123H183V122H182ZM182 123H181V124H182ZM186 123H187V122H186ZM189 123H191V122H188V124H189ZM29 124H30V122H29ZM33 124H34V123H33ZM37 124H38V122H37ZM37 124H36V125H37ZM65 124H67V122H66ZM65 124H64V125H65ZM134 124H135V123H134ZM184 124H185V123H184ZM184 124H183V125H184ZM195 124L192 123L193 126H194ZM201 124H202V123H201ZM34 125H35V124H34ZM36 125H35V126H36ZM45 125H47V124H45ZM84 125H85V123H84ZM185 125H186V124H185ZM192 125L190 124V126H192ZM206 125H207V124H206ZM37 126H38V125H37ZM37 126H36V127H37ZM43 126H44V124H43ZM100 126H101V125H100ZM178 126H179V125H178ZM190 126H189V127H190ZM204 126H205V125H204ZM38 127H40V126H38ZM38 127H37V128H38ZM64 127H65V126H64ZM75 127H76V126H75ZM77 127H78V126H77ZM96 127H97V126H96ZM187 127H188V125H187ZM189 127H188V128H189ZM194 127H195V126H194ZM205 127L208 128V126H205ZM213 127H214V126H213ZM33 128H34V127H33ZM33 128H32V129H33ZM46 128H47V126H46ZM48 128H49V127H48ZM66 128H67V126H66ZM93 128H94V126H93ZM97 128H98V127H97ZM97 128H96V129H97ZM182 128H183V126H182ZM196 128H197V127H196ZM199 128H198V130H200ZM202 128H203V127H202ZM30 129H31V128H30ZM38 129H39V128H38ZM43 129L45 130L44 127H43ZM76 129H78V128H76ZM76 129H75V130H76ZM84 129H85V126H84ZM96 129H95V131H96ZM178 129L180 130L181 127L178 128ZM194 129H195V128H194ZM203 129H204V128H203ZM208 129H209V128H208ZM208 129H206V130H208ZM47 130H48V129H47ZM47 130H46V132H47ZM126 130H127V129H126ZM179 130H178V131H179ZM188 130H189V129H188ZM188 130H186V131L188 132ZM204 130H205V129H204ZM33 131H34V130H33ZM76 131H79V129L76 130ZM178 131H177V134H178ZM182 131H183V130H182ZM182 131L180 132L181 134H179V135H182V134L184 135V134L186 133L185 130H184L185 133H182ZM190 131H191V129H190ZM210 131H211V130H210ZM30 132H32V130H31ZM38 132H39V134H40V136H41L40 129L38 130ZM66 132H67V131H66ZM98 132H99V130H98ZM104 132H105V130H104ZM125 132H126V131H125ZM33 133L35 134V131H34ZM47 133H48V132H47ZM67 133H68V132H67ZM76 133H77V132H76ZM78 133H81V132H78ZM78 133H77V134H78ZM203 133H205V132H203ZM203 133H202V137H204ZM210 133H211V132H210ZM99 134H100V132L98 133V136L101 135V134H100V135H99ZM140 134L142 135V132H141ZM140 134H139V135H140ZM175 134H176V133H175ZM188 134H189V133H187V134H185V135H188ZM207 134H208V132H207ZM216 134H217V132H216ZM45 135H46V134H45ZM45 135H44V136H45ZM47 135H48V134H47ZM67 135H68V134H67ZM79 135H80V134H79ZM81 135H82V133H81ZM93 135H94V134H93ZM118 135H119V134H118ZM141 135H140V136H141ZM168 135H169V134H168ZM191 135H192V134H191V132H190L189 137H188V136H187V137L185 136V137L187 138V141L191 139V138H190ZM64 136H65V135H64ZM177 136H178V135H177ZM36 137H37V136H36ZM48 137L51 138L52 136H51V137L48 136ZM86 137H87V136H86ZM142 137H143V136H142ZM181 137H182V136H181ZM181 137L178 136L179 139H180ZM193 137H194V136H193ZM211 137H212V136H211ZM40 138H42V137H40ZM72 138H73V137H72ZM81 138H82V136H81ZM139 138H140V137H139ZM186 138H185V139H186ZM194 138H195V137H194ZM194 138H193V140H195ZM221 138H222V136H221ZM43 139H46V138H43ZM99 139H100V138H99ZM142 139H143V138H142ZM185 139H183V140H185ZM200 139H201V137H200ZM205 139H206V140H205ZM48 140H49V142H50V139H47V142H48ZM80 140H81V139H79L78 142H79ZM100 140H101V139H100ZM177 140H178V139H177ZM180 140H181V139H180ZM180 140H178V141H180ZM219 140H220V139H219ZM185 141H186V140H185ZM203 141L206 142V141H207V138L205 137ZM208 141H209V139H208ZM208 141H207V143L209 144L210 141H209V142H208ZM214 141H215V140H214ZM49 142H48V143H49ZM89 142H90V141H89ZM98 142H99V140H98ZM142 142H143V141H141L140 143L142 144ZM180 142H181V141H180ZM189 142H191V141H189ZM189 142H188V143H189ZM192 142H195V141H192ZM192 142H191V145L193 144ZM39 143H40V142H39ZM48 143H47L46 145H49ZM51 143H52V142H51ZM92 143H93V142H92ZM92 143H91V144H92ZM99 143H100V142H99ZM144 143H145V141H144ZM184 143H185V142H184ZM184 143L182 142L183 146H184V145L186 146V144H184ZM188 143H187V145L189 146ZM207 143H204V142H203V144H207ZM81 144H82V143H81ZM176 144H177V143H176ZM180 144H181V143H180ZM210 144H211V143H210ZM217 144H218V143H215V145H217ZM92 145H93V144H92ZM114 145H115V144H114ZM142 145H144V147H145V144H142ZM142 145H140V146H142ZM193 145H196V143L193 144ZM193 145H192V147H193ZM211 145H212V144H211ZM51 146H52V145H51ZM54 146H55V145H54ZM73 146H74V144H73ZM78 146H79V144H78ZM89 146L91 147V145H89ZM94 146H95V145H94ZM97 146H98V145H97ZM175 146H177V145H175ZM178 146L180 147L179 143H178ZM183 146H182V147H183ZM188 146H187L186 148L183 147V149H185V150L187 149V150H186V152H188L187 154L190 153V152L188 151V148L191 147V146H189V147H188ZM200 146H201V145H200ZM203 146H205V145H203ZM222 146H223V145H222ZM90 147H89V148H90ZM103 147H104V146H103ZM179 147H178V148H179ZM182 147H181V148H182ZM198 147H199V145H198ZM198 147H197V148H198ZM201 147H202V146H201ZM206 147H207V148H210V146H206ZM50 148H51V147H50ZM118 148H119V147H118ZM194 148H195V146H194ZM197 148H195L196 151H197ZM204 148H205V147H204ZM225 148H226V147H225ZM82 149H83V147H82ZM99 149H100V148H99ZM106 149H107V148H106ZM144 149H145V148H144ZM146 149H147V148H146ZM172 149H173V148H172ZM183 149H181V151H182ZM195 149H193V150L195 151ZM199 149H200V148H199ZM218 149H219V148H218ZM57 150H58V149H57ZM103 150H104V149H103ZM178 150L180 151V149H178ZM185 150H183V153H185V152H184ZM189 150H190V149H189ZM211 150H213V149H211ZM216 150H217V148H216ZM226 150H228V149H226ZM58 151H59V150H58ZM100 151H101V150H99V153H100ZM202 151H204V153H205V150H202ZM206 151H208V149H206ZM217 151H218V150H217ZM223 151H224V150H223ZM47 152H48V151H47ZM173 152H174V151H173ZM200 152H201V151H200ZM208 152H209V151H208ZM221 152H222V151H221ZM48 153H49V152H48ZM82 153H83V151H82ZM91 153H92V152H91ZM101 153H102V152H101ZM101 153H100V154H101ZM183 153H182V154H183ZM206 153H207V152H206ZM229 153H230L229 156H231V152H230V150H229ZM46 154H47V153H46ZM51 154H52V153H51ZM92 154H93V153H92ZM176 154H177V153H176ZM180 154H181V153H180ZM187 154H185V155H187ZM193 154L196 155L197 152H196V154H195V153L192 151V155H193ZM207 154H208V153H207ZM207 154H203V155H204V156L206 155L205 157L210 156V154H208V155H207ZM211 154H213L212 157H213V156L215 157L213 151L211 152ZM73 155H74V154H73ZM102 155H103V154H102ZM102 155H101V156H102ZM194 155H193V157H194ZM199 155H200V157L202 158V154H199ZM219 155H220V154H219ZM223 155H224V154H222V156H223ZM50 156H51V155H50ZM91 156H93V155H91ZM174 156H175V154H174ZM188 156H189V155H188ZM188 156H187V161H188V160L190 161L191 158L189 159L190 156H189V157H188ZM204 156H203V158H204ZM225 156H226V155H225ZM229 156H228V158H230ZM232 156H233V155H232ZM52 157H53V156H52ZM74 157H75V156H74ZM85 157H86V156H85ZM85 157H84V158H85ZM102 157H103V156H102ZM102 157H101V158H102ZM212 157H209V160H210ZM64 158H65V157H64ZM67 158L69 159V157H67ZM67 158H66V159H67ZM92 158H94V156H93ZM176 158H177V157H176ZM181 158H182V157H181ZM183 158H184V155H183ZM183 158H182V159H183ZM185 158H186V157H185ZM201 158H199V159L202 160ZM220 158H221V157H220ZM226 158H227V157H226ZM73 159H74V158H73ZM194 159H195V158H194ZM197 159H198V158H197ZM199 159H198V160H199ZM207 159H208V157H207ZM207 159H206V160H207ZM230 159H231V158H230ZM52 160H53V158H52ZM179 160H180V159H179ZM185 160H186V159H184V161H185ZM211 160H213V159H211ZM211 160H210V161H211ZM214 160H215V159H214ZM214 160H213V161H214ZM227 160H228V159H227ZM227 160H226V161H227ZM232 160L234 161V159H232ZM49 161L51 162V160H49ZM53 161H54V160H53ZM55 161H56V160H55ZM85 161H86V159H85ZM90 161H91V163H93L92 160H90ZM180 161H181V160H180ZM194 161H195V160H194ZM203 161L205 162V160H203ZM213 161H211L213 164L210 162L212 165H210V164H209V165L212 166V167L215 165V167H214V168H215V171H214V170L212 169V167H211V169H212V170L214 171V173H215V172H216V166H217V164H216L215 162H217V161H216V160H215L214 162H213ZM220 161H221V160H219V162H220ZM230 161H231V160H229V162H230ZM233 161H232V162H233ZM67 162H69V160L63 162V164L66 163V164H65V167H66V168H67ZM185 162H186V161H185ZM190 162H191V161H190ZM190 162H189V163H190ZM192 162H193V161H192ZM206 162H207V161H206ZM206 162H205V163H206ZM52 163H54V162H52ZM52 163H51V164H52ZM104 163H105V162H104ZM182 163H183V165H184V162H182ZM186 163H188V162H186ZM186 163H185V164H186ZM197 163H198V162H197ZM200 163H202V165H203V162H199L198 164H200ZM214 163H215V164H214ZM227 163H228V162H227ZM230 163H231V162H230ZM56 164H57V162H56ZM56 164H55V165H56ZM71 164H72V163H68L69 166H70ZM85 164H86V163H85ZM85 164H84V166H85V168H87V167H86L87 165H85ZM115 164H116V163H114V166H115ZM148 164H149V162H148ZM195 164H196V163H195ZM195 164H193V166H194ZM220 164H223V163H220ZM231 164H233V163H231ZM53 165H54V164H53ZM74 165H76V164H73V166H74ZM91 165H92V164H91ZM109 165H110V164H109ZM162 165H163V164H162ZM183 165H181V166H182V167H185V166H183ZM187 165H189V164H187ZM196 165H197V164H196ZM196 165L193 167V166H192V163H191V166H192L193 168H195ZM227 165H228V164H227ZM59 166H61V165H59ZM59 166H58V167H59ZM77 166H78V165H77ZM110 166H111V165H110ZM164 166H165V165H164ZM203 166H204V165H203ZM203 166H202V169H203ZM206 166H207V165L205 164L204 167H206ZM210 166H207V167L210 168ZM54 167H55V166H54ZM91 167H92V166H91ZM101 167L103 168L102 165H101ZM104 167H105V164H104ZM106 167H107V166H106ZM111 167H112V166H111ZM188 167H190V166H188ZM192 167H191V168H192ZM200 167H201V166H200ZM55 168H56V167H55ZM59 168H60V167H59ZM66 168H65V170H66ZM74 168H76V167H74ZM79 168H80V166H79ZM96 168H97V167H96ZM96 168H95V169H96ZM102 168H101V169H102ZM108 168H109V167H108ZM108 168H107V169H108ZM186 168H187V167H186ZM191 168H190V169L188 168V169L191 170ZM217 168H218V167H217ZM219 168H220V167H219ZM231 168H232V167H231ZM68 169H70V167H69ZM105 169H106V168H105ZM109 169H110V168H109ZM116 169H117V168H116ZM182 169H183V168H182ZM195 169H197V168H195ZM195 169H194V171H195ZM204 169H205V168H204ZM206 169H207V168H206ZM56 170H57V169H56ZM79 170H80V169H79ZM79 170L75 169V172H78ZM110 170H111V169H110ZM180 170H181V169H180ZM183 170H184V169H183ZM192 170H193V169H192ZM207 170H208V169H207ZM207 170H206V171H207ZM212 170H211V171H212ZM219 170H220V169H219ZM219 170H217V171H219ZM222 170H223V169H222ZM0 171H1V170H0ZM51 171H52V170H51ZM71 171H72V169H71ZM71 171H70V172H71ZM94 171L96 172V170H94ZM103 171H104V170H103ZM105 171H106V170H105ZM186 171H188V170L186 169ZM186 171H183V172H186ZM194 171H193V172H194ZM200 171H201V170H200ZM202 171H203V170H202ZM208 171H210V170H208ZM208 171H207L206 175H209V174H208ZM213 171H212V172H213ZM60 172L62 173V171H60ZM73 172H74V170H73ZM75 172H74V173H75ZM79 172H80V171H79ZM85 172H86V171H85ZM87 172H88V169H87ZM106 172H107V171H106ZM106 172H105V176L107 177L108 174H107ZM181 172H182V171H181ZM188 172H190V171H188ZM196 172H198V171H196ZM196 172L194 173V175L197 174ZM233 172H234V171H233ZM74 173H72V174H74ZM200 173H201V172H200ZM200 173H199V174H200ZM209 173H211V172H209ZM214 173H212L211 176H209V177L213 178V174H214ZM220 173H221V172H220ZM231 173H232V172H231ZM231 173H230V176L233 175V174H231ZM241 173H242V172H241ZM66 174H67V172H66ZM76 174H77V177H78V176L81 177L80 175H78V173H76ZM96 174H97V172H96ZM106 174H107V175H106ZM188 174H190V173H188ZM202 174H203V173H202ZM202 174L200 175L201 177H199L201 180H202V178H203V177H202V176H203ZM215 174L218 175V173H215ZM223 174H224V173H223ZM247 174H248V173H247ZM62 175H63V174H62ZM74 175H75V174H74ZM183 175H186V178H187V172H186V174L183 173ZM183 175H182V176H183ZM206 175H205V176H206ZM217 175H216V176H217ZM220 175H221V174H220ZM227 175H228V174H227ZM248 175H249V174H248ZM248 175H247V176H248ZM87 176L89 177V174H87ZM178 176H179V175H178ZM190 176H191V175H190ZM225 176H226V175H225ZM3 177H4V176H3ZM75 177H76V176H75ZM77 177H76V179H77ZM79 177H78V178H79ZM103 177H104V176H103ZM183 177H184V176H183ZM209 177H208V178H209ZM226 177H227V176H226ZM237 177H238V176H237ZM243 177H244V176H243ZM243 177H242V178H243ZM64 178H65V177H64ZM86 178H87V177H86ZM104 178H105V177H104ZM186 178L184 177V180H185ZM190 178H191V177H190ZM190 178H189V176H188V179H190ZM195 178H196V176H195ZM195 178H194V180H195ZM197 178H198V176H197ZM208 178H207V179H208ZM211 178H210V179H211ZM214 178H216V177L214 176ZM224 178H225V177H224ZM232 178H233V176H232ZM242 178H241V179H242ZM246 178H247V177H246ZM248 178H249V177H248ZM76 179H74V180H76ZM81 179H82V178H81ZM88 179H90V178H87V180H86V179H85V180L88 181V182L90 183L91 180L89 181ZM107 179H108V178H107ZM220 179L223 180V176H221V178H219L217 181H219ZM227 179H228V178H227ZM227 179H225V180L227 181ZM241 179H240V180H241ZM2 180H3V179H2V176H1V173H0V193L5 192V188H4V184L2 183ZM79 180H80V179H79ZM79 180H76V181H79ZM94 180H96V179H94ZM108 180L110 181V179H108ZM201 180H200V181H201ZM222 180H220L219 182L221 183ZM233 180H234V178H233ZM240 180L238 179V182H239V184H240V185H238V186H240L239 188L242 189L243 187L241 188L242 185H241V183H240ZM243 180H245V178L242 179V181H243ZM97 181H98V180H96V182H97ZM169 181H170V180H169ZM187 181H188V180H187ZM187 181H186V185L188 184ZM196 181H198V180H196ZM200 181H199V182H200ZM209 181H210V180H208L207 182H209ZM226 181H225V182H226ZM236 181H237V180H236ZM248 181H249V180H248ZM105 182H106V181H105ZM170 182H171V181H170ZM190 182H191V180H190ZM190 182H189V186H190ZM201 182H203L202 184L200 183V185L202 186V185L204 184V181L202 180ZM215 182H216V180L214 181V183H215ZM222 182H223V181H222ZM77 183H80V182H77ZM107 183H108V182H107ZM107 183H106V184H107ZM120 183H121V182H120ZM124 183H125V182H124ZM171 183H172V182H171ZM171 183H169V184H171ZM173 183H174V182H173ZM173 183H172V187H173ZM184 183H185V182H184ZM194 183H195V182L193 181V185H192L190 188H193V186H194V185L196 186V184L198 185V183H195V184H194ZM214 183L212 182V184H214ZM216 183H217V182H216ZM223 183H224V182H223ZM223 183H222V185H220V186H221V187L224 186V188L226 187V189L228 188V189H229V192H228V193H230V198H232V201H233L234 203H237V202H238L237 200H238L239 198H242L241 196H243V195H241V193H240V195H241L240 197L236 196V197H238V199H236V198L234 197L235 195L233 196L235 199H234L233 197H231V195H233L234 192H235V193L238 192V191H237V192L234 191V190H235V185H236L237 182H236V183L234 182L235 185L233 184V186H234L233 188H234V189H233V192H232V193L230 192V191H231V189H230L231 187H227V184H228V186H229L230 183H226V186H225ZM243 183H244V182H243ZM71 184H72V183H71ZM104 184H105V183H104ZM181 184H182V183H181ZM73 185H74V184H72V186H73ZM76 185H78V184H76ZM82 185H83V184H82ZM84 185H85V184H84ZM91 185H92V183H91ZM95 185H99V183H98V184H95ZM107 185H108V184H107ZM206 185H207V187H208L209 184H206ZM216 185L219 186V183L216 184ZM216 185L214 184V185H211V186H212V187L214 186L213 188H217ZM246 185H247V184H246ZM248 185H251L250 182H249ZM117 186H118V185H117ZM125 186H126V184H125ZM187 186H188V185H187ZM201 186H200V187H201ZM211 186L209 185V187H208L209 189H207V190H208V193H209V191H210L211 193L214 192V193H212V194H214V196H215V193H217V192H216L217 189H216V191H214V189L211 188ZM215 186H216V187H215ZM220 186L218 187L219 189L221 188ZM231 186H232V185H231ZM86 187H87V190H88V191L85 189L87 192H84V193L90 194V192L92 191L93 188H92V189L90 188V189H91V191H90V189H89L90 184H89V186H86ZM100 187H101L100 185L97 186V188H98L97 190L100 189V191H102L103 189H101L102 187H101V188H100ZM169 187H171V186H169ZM172 187H171V188H172ZM202 187H203V186H202ZM205 187H206V186H205ZM205 187H204V188H205ZM207 187H206V188H207ZM246 187H247V186H246ZM74 188H75V187H74ZM78 188H80V187L78 186ZM95 188H96V187H95ZM122 188H123V187H122ZM196 188H197V186H196ZM254 188H255V186H254ZM256 188H257V187H256ZM81 189H82V188H81ZM174 189H175V187H174ZM187 189H188V188H187ZM193 189L195 190V188H193ZM193 189H191V191H192ZM200 189H203V188H200ZM212 189H213V191H211ZM219 189H218V190H219ZM221 189H222V191L220 190V192L224 193V194H222V195H226V194L229 195V194L226 192V191H228V190L225 189V192H223L224 189H223V188H221ZM240 189H239V190H240ZM243 189H244V188H243ZM243 189H242V190H243ZM110 190H111V189H110ZM112 190H113V189H112ZM122 190H123V189H122ZM124 190H125V189H124ZM188 190H189V189H188ZM194 190H193V191H194ZM237 190H238V188H237ZM242 190H240V191H242ZM248 190L250 191V188H249ZM248 190H247V191H248ZM83 191H84V190H83ZM197 191H198V189H197ZM200 191H201V190H199V192H200ZM202 191H204V190H202ZM253 191H254V190H253ZM92 192H93V191H92ZM92 192H91V193H92ZM111 192H112V191H111ZM117 192H118V191H117ZM119 192H121V190H120ZM167 192H168V191H167ZM187 192H189V191H187ZM195 192H196V190H195ZM205 192H206V191H205ZM259 192H260V191H259ZM11 193H12V192H11ZM96 193H97V192H96ZM98 193H99V192H98ZM125 193H126V192H125ZM211 193H209L210 196H211ZM225 193H226V194H225ZM257 193H258V192H257ZM2 194H3V193H2ZM101 194H103V193H101ZM169 194H170V192H169ZM169 194H168V195H169ZM189 194L192 195L190 192H189ZM193 194H194V193H193ZM196 194H197V193H196ZM196 194H195V195H196ZM198 194H199V193H198ZM201 194H202V193H201ZM201 194H199V195H201ZM209 194H208V196H209ZM217 194H218V193H217ZM250 194H251V193H250ZM255 194H256V193H255ZM259 194H260V193H259ZM84 195H85V194H84ZM99 195H100V193L98 194V197H99L98 199L100 200L99 202L102 201V202H103L102 204H104V203L106 202V201L104 202V201H103L104 199L102 198L104 195H102V197L99 196ZM112 195H113V194H112ZM126 195H128V193H126ZM171 195H172V194H171ZM186 195H187V194H186ZM195 195H194L195 198H196V196H197V199L199 198V199L201 200V198L199 197V195H196V196H195ZM205 195H206V194H205ZM85 196H86V195H85ZM90 196H91V195H89V197L87 196L86 198H91ZM94 196H95V194L93 195V198H92V199H94ZM107 196H109V195H107ZM210 196H209V199L213 201V198H212L213 196L211 197L212 199L210 198ZM216 196H217V195H216ZM216 196H215V197H216ZM248 196H249V195H248ZM2 197H4V196H2V195L0 194V206H2V208H0V211H1V213H2V217H0V219H4V220H6L8 223H7L5 226L0 227V264H85V263H83V262L81 261V259L78 258V256H76V255H74V254H73V257H71V256H70L71 258L68 257L70 253L72 254V252L69 250V247H68V246H69V245H68V239L70 240V238L67 239V238H64V237H63V234H62V232H61V230H63V229H61L62 227H61V228L59 227V228L61 229V230H60L59 228H57V225H58L57 223H56L57 225L54 224V223L51 221L50 218H48V217L42 215L39 211H37V210H35V209L29 208V206H28V207H23V205H20V207H18V210H19V208H21V211H20L19 213H13L14 211H13V212H9L8 210H5V209L8 207V206H7L8 201L15 200V199H8V198L3 199ZM125 197H127V201H128V203H129V207H130V206H131V205H130L131 202H129L130 199H128V196H125ZM145 197H146V196H145ZM205 197H206V196H205ZM220 197H222V196L220 195V196H219V199H221ZM254 197H255V196H254ZM259 197H260V195H259ZM12 198H13V197H12ZM15 198H16V197H15ZM108 198H109V200H110V197H108ZM174 198H175V197H174ZM178 198H179V197H178ZM187 198H188V197H187ZM244 198H245V197H244ZM246 198H247V197H246ZM255 198H256V197H255ZM92 199H90V200H92ZM114 199H116V198L114 197ZM189 199H191V197H190ZM193 199H194V198H193ZM199 199H198V201H199ZM202 199H203V197H202ZM207 199H208V198H207ZM209 199H208V201H210ZM219 199H218V202L221 203V201H219ZM226 199H227V198H226ZM226 199L224 198V199H222V201H223V202H224V201L226 202ZM233 199H234V200H233ZM248 199H249V198H248ZM17 200H18V199H16V201H17ZM88 200H89V199H88ZM119 200H120V199H119ZM119 200H118V201H119ZM131 200H132V199H131ZM191 200H192V199H191ZM230 200H231V199H230ZM235 200H236L237 202H235ZM241 200H242V199H241ZM241 200H240V201H241ZM243 200H245V199H243ZM258 200H259V199H258ZM261 200H262V199H261ZM92 201H93V200H92ZM92 201H91V202H92ZM134 201H135V200H134ZM156 201H158V200H156ZM193 201H194V200H193ZM201 201H202V200H201ZM201 201H200V202H201ZM208 201H207V202H208ZM247 201L249 202V200H246V202H247ZM251 201H252V200H251ZM251 201H250V202H251ZM259 201H260V200H259ZM18 202H19V200H18ZM94 202H95V200H94ZM94 202H93V203H94ZM177 202H178V201H177ZM202 202H203V201H202ZM202 202H201V203H202ZM225 202H224V203H225ZM241 202H242V201H241ZM10 203H11V202H10ZM20 203H21V202H20ZM95 203H97V202H95ZM95 203L93 204L94 206L96 205ZM122 203H123V202H122ZM122 203H121V204H122ZM128 203H126V204H128ZM190 203H192V201H191ZM201 203L196 202V204H195V201H194V202L192 203V204H194V206H193L192 209H194V208L196 209V206H195V205H197V208H198V204H201ZM205 203H206V202H205ZM213 203H216V202L214 201V202H212L211 204H213ZM226 203H227V205H228V200H227ZM238 203H239V202H238ZM238 203H237V205H234V206H238V207H234V206H231V205H230V204H232V202L229 201V205H228L229 207H228V208L232 207L233 209H231V208H230V209H227V207H225L226 209L224 210V206H226V205L222 206L223 211H225V213H226V210H228V211L230 210L231 215H229L230 213L227 212L228 214L226 213V214H224V215H225V216H224V215H222V213H221V211H220V209H219V211H220L219 213L222 215L221 218L224 216V217H225L224 220H225L227 223L231 222V221H232L231 219H233V221H234V217H235V221H237V220H236V216H237V215L235 214V213H236L235 210H236V208H237L238 210H239L240 208L242 209V206H240V208H239V205H240V204H238ZM252 203H254V202H252ZM100 204H101V203H100ZM110 204H111V202H110ZM114 204H116V201L114 202ZM132 204H133V203H132ZM178 204H179V203H177L176 205H178ZM203 204H204V203H202V205H203ZM211 204H210V207L213 206V205H211ZM242 204H244V203H242ZM250 204H251V203H250ZM250 204L248 203V204H247V207L250 206ZM259 204H260V203H259ZM16 205H17V204H16ZM105 205H106V203H105ZM116 205H118V203H117ZM179 205H180V204H179ZM179 205H178V206H179ZM219 205H220V204H219ZM222 205H223V204H222ZM232 205H233V204H232ZM254 205H255V204H254ZM254 205H253V206H254ZM97 206H98V205H97ZM97 206H96V208H98ZM99 206L101 207L102 205H99ZM103 206H104V205H103ZM122 206H123V205H122ZM181 206H182V204H181ZM200 206H201V205H200ZM208 206H209V205H208ZM215 206H216V204H215ZM215 206H213L212 208L215 210V212L218 213V210H217V209L219 208V206H218L217 208H216ZM243 206H244V205H243ZM260 206H261V205H260ZM132 207H134V206L132 205L131 208H132ZM176 207H177V206H176ZM179 207H180V206H179ZM191 207H192V206H191ZM214 207H215L216 209H215ZM220 207H221V206H220ZM245 207H246V204H245ZM245 207H244V209H245ZM102 208H103V209H104V208L107 209V206H106V207H102ZM117 208H118V207H116L115 209H117ZM180 208H181V207H180ZM234 208H235V210H234ZM253 208H254V207H253ZM257 208H258V207H257ZM92 209H93V208H92ZM118 209H120V207H119ZM118 209L116 210V212L118 211ZM133 209H134V208H133ZM133 209H132V210H133ZM145 209H146V208H145ZM183 209H184V208H183ZM183 209H182V212L184 211ZM241 209H240V210H241ZM18 210H17V211H18ZM98 210H99V208H98ZM136 210H138V209H136ZM136 210H134V211L136 212ZM176 210H178V209H176ZM176 210H175V211H176ZM198 210H199V209H198ZM204 210H206V209H204ZM211 210H212V209H211ZM231 210H233V211L235 212V213H234L235 216H233L234 214L232 213L233 211L231 212ZM240 210H239V211H240ZM242 210H243V209H242ZM247 210H248V208H247ZM249 210H251V209H249ZM252 210H253V209H252ZM258 210H259V212L261 211V209H259V208H258ZM104 211H105V214H106V213L108 214L107 217H109V213H110V212L108 213L109 210H104ZM123 211H124V210H123ZM127 211H128V210H127ZM180 211H181V210H180ZM185 211H186V210H185ZM196 211H197V210H195L194 212L196 213ZM243 211H244V210H243ZM253 211H254V210H253ZM255 211H256V209H255ZM255 211H254V212H255ZM99 212H101V211L99 210ZM120 212H121V211H120ZM130 212H131V210H130ZM141 212H142V211H141ZM197 212H198V211H197ZM202 212L204 213V211H202ZM205 212H206V211H205ZM245 212H246V211H245ZM250 212H251V211H250ZM256 212H257V211H256ZM138 213H139V212H138ZM138 213H137V214H138ZM185 213H186V212H185ZM195 213H194V214H195ZM200 213H201V212H200ZM203 213H202V215H203ZM207 213H209V211H208ZM211 213H213V212H211ZM217 213H216L217 217H220V215L218 216L219 213H218V214H217ZM241 213H242V212H241ZM241 213H240V216L244 218V216H242ZM251 213H252V212H251ZM260 213H261V212H260ZM45 214H46V213H45ZM107 214H106V215H107ZM130 214H131V213H130ZM152 214H153V213H152ZM180 214H181V213H180ZM196 214H197V213H196ZM209 214H210V213H209ZM213 214H214V213H213ZM232 214H233V215H232ZM244 214H245V215L248 214V217H249V212H246V213H244ZM255 214H256V213H255ZM258 214H259V213H258ZM112 215H113V214H112ZM118 215L121 216L120 213L117 214V216H118ZM124 215H125V214H124ZM184 215H185V214L183 213L182 216H181V218H182ZM199 215H200V214H198V216H199ZM205 215H207V214H205ZM260 215H262V214H260ZM260 215H259V216H260ZM99 216H100V215H99ZM126 216H127V215H126ZM136 216H137V215H136ZM136 216H135V217H136ZM139 216H141V215H139ZM191 216H193V215H191ZM200 216H201V215H200ZM209 216H210V215H208V217H209ZM240 216L238 215V218H240ZM246 216H247V215H246ZM250 216H251V215H250ZM17 217H22V218L24 217V219H27L28 221L37 224V225L39 226V228L44 232L46 239H47V240L53 245L54 249L52 248L53 250H51L50 247L47 246V245L45 244V242H44L42 239L37 238L36 236H34V234H32V232L27 231L25 228H23V224H22L21 222H18V221L15 220ZM111 217H112V216H111ZM122 217H124V216H122ZM122 217H121V218L119 217V218L122 219ZM130 217H131V216H130ZM130 217H129V218H130ZM185 217H187V216H185ZM196 217H197V215H196ZM196 217H192V218H194L195 222H196V219H195ZM206 217H207V216H204V218H206ZM211 217H212V215H211ZM213 217H214V215H213ZM252 217H253V216H252ZM260 217H261V216H260ZM109 218H110V217H109ZM109 218H108V219H109ZM137 218H138V216H137ZM140 218H141V217H140ZM146 218H147V217H146ZM146 218H145V219H146ZM200 218H202V217L197 218V219H199V221H197V223L200 222V220H202V219H200ZM209 218H210V217H209ZM209 218H208V219H209ZM243 218H242V220H240L241 218L239 219L240 222H244V221H246V219L244 220ZM246 218H247V217H246ZM98 219H100V218L98 217ZM123 219H124V218H123ZM123 219H122V220H123ZM183 219H184V217H183ZM183 219H182V220H183ZM187 219H188V218H186V220H187ZM218 219H219V218H218ZM249 219H250V217H249ZM261 219H262V218H261ZM110 220H112V219H110ZM133 220H134V219H133ZM138 220H139V218H138ZM146 220H147V219H146ZM155 220H156V221H155ZM155 220H154V221H155V223H156V222H157V219H155ZM173 220H176V219H173ZM186 220H185V221H186ZM210 220H211V218H210ZM212 220H214V219L212 218ZM212 220H211V221H212ZM219 220H223V219H219ZM239 220H238V221H239ZM252 220H253V218H252ZM252 220L250 219V221H252ZM255 220H256V219H255ZM257 220H258V219H257ZM53 221H54V220H53ZM125 221H126V220H125ZM134 221H135V220H134ZM142 221H143V220H142ZM152 221H153V220H152ZM185 221H184V224H185ZM204 221H205V219L201 221L202 224H203V223L205 224ZM225 221H224V222H225ZM238 221H237V223L235 222V224H234V225H236V227H237L238 225L240 226V224H242V223H239ZM258 221H259V220H258ZM261 221H262V220H261ZM55 222H56V220H55ZM100 222H101V221H100ZM135 222H137V221H135ZM139 222H140V221H139ZM139 222H138V223H139ZM143 222H144V221H143ZM143 222H142V223L140 222V223L145 225V223H143ZM146 222H147V221H146ZM186 222H187L186 225H187V224L190 225V223H189L188 221H186ZM201 222H200V223H201ZM214 222H215V221H214ZM218 222H219V221H218ZM222 222H223V221H222ZM222 222H221V224L224 223V222H223V223H222ZM226 222H225L224 225H226ZM252 222H253V221H252ZM255 222H257V221H255ZM113 223H114V222H113ZM119 223H120V222H119ZM131 223H132V222H131ZM159 223H161V222H159ZM179 223H180V222H179ZM211 223H212V222H211ZM216 223H217V221H216ZM216 223H215V224H216ZM232 223H233V222H231V224H232ZM244 223H245V225L243 224L242 227H247L246 225H250V224H247V223H248L247 221L244 222ZM253 223H254V222H253ZM261 223H262V222H261ZM133 224H134V223H133ZM175 224H176V225H175ZM202 224H201V225H202ZM208 224H209V223H208ZM219 224H220V222H219ZM231 224H230V225H231ZM237 224H238V225H237ZM251 224H252V223H251ZM114 225H115V224H114ZM114 225H113V226H114ZM144 225H143L142 228H145ZM155 225L158 226L157 223H156ZM159 225H160V224H159ZM174 225H175V226L178 225V224H177V220H176V223H174L173 226L171 227L172 229H173ZM189 225H188V226H189ZM195 225H196V224H195ZM198 225H199V223H198ZM211 225H212V224H211ZM213 225H214V224H213ZM227 225H228V224H227ZM234 225H232V227L229 226V227H231V230H233L232 228H233ZM59 226H60V225H59ZM111 226H112V225H111ZM130 226H131V225H130ZM139 226H140V225H139ZM150 226H151V225H150ZM188 226H187V227H188ZM209 226H210V225H209ZM219 226H220V225H219ZM219 226H217V228H218ZM222 226H223V225H222ZM253 226H254V225H252V227H253ZM256 226H257V225H256ZM123 227H124V226H123ZM135 227H137V226H135ZM177 227H178V226H177ZM195 227H196V226H195ZM199 227H200V225H199ZM212 227H213V226H211V228H212ZM223 227H224V226H223ZM225 227H226V226H225ZM234 227H235V226H234ZM236 227H235V228H236ZM259 227H260V226H259ZM113 228H114V227H113ZM115 228H116V227H115ZM132 228H133V226H132ZM140 228H141V226H140ZM146 228H147V226H146ZM160 228H161V227L159 226V229H160ZM174 228H175V227H174ZM178 228H179V227H178ZM190 228H191V226L188 228V230L192 231ZM201 228H202V226H201ZM201 228H200V229H201ZM203 228H204V226H203ZM203 228H202V229H203ZM207 228H208V227L206 226L204 230L206 231ZM214 228H216V225H215ZM226 228H227V227H226ZM235 228H234V229H235ZM237 228H239V227H237ZM237 228L235 229V231L237 232V230H239V233H237V234H239L238 236H241V235H240V230H241L240 228H241V227H240L239 229H237ZM248 228H249V227H248ZM248 228H247V229H248ZM118 229H119V228H118ZM118 229H116V230H118ZM156 229H158V228H156ZM208 229H209V228H208ZM224 229H225V228H224ZM228 229H229V228H228ZM253 229H254V228H253ZM258 229H259V228H258ZM132 230H133V229H132ZM140 230H141V229H140ZM148 230H150V229H148ZM169 230H170V228H169ZM169 230H168V234H167V236H168V235L170 236V234H169L170 231H169ZM177 230H178V233H179V232H180V231H179L180 228H179V229L176 228V231H177ZM184 230H185V229H184ZM188 230H187V231H188ZM198 230H199V229H198ZM204 230H203V231H204ZM209 230H210V229H209ZM209 230H208V231H209ZM211 230H212V229H211ZM219 230H220L221 232L224 231V230H222V228H221V229L219 228ZM219 230H218V231H219ZM225 230H226V229H225ZM229 230H230V229H229ZM242 230H244V228H242ZM242 230H241V232H242ZM249 230H251V228H249ZM261 230H262V229H261ZM143 231H144V229H143ZM153 231H154V230H153ZM160 231H162V230H160ZM165 231H166V230H165ZM174 231H175V230H174ZM174 231H173V232H174ZM216 231H217V229H216ZM227 231H228V230H226L225 232H227ZM233 231H234V230H233ZM247 231H248V230H247ZM254 231H255V229H254ZM125 232H126V234L128 235L129 231H127V229H125ZM181 232H182V234H183V231H181ZM236 232H235V233L233 232V233H234V236L237 235ZM245 232H246V230H245ZM245 232H244V233H245ZM249 232H251V231H249ZM260 232H261V231H260ZM136 233H137V232H136ZM149 233H151V232L149 231ZM152 233L154 234L153 236H155V233H154V232H152ZM158 233H159V232H158ZM166 233H167V232H166ZM166 233H164V235H166ZM210 233H212V232L210 231L209 234H210ZM216 233L219 234V232H216ZM223 233H224V232H223ZM223 233H221V234H223ZM227 233H228V238H227V234H223V235H222V237L224 236V237H223L224 240H223L222 237L219 236V237L222 239V241L224 242L223 247H224L225 245H227V244H225V241H226V243H228L227 240H229L230 242H234V241H235V240H233V238H230V237L233 236V234L231 233V231H230V233H231L232 236L229 235V231H228ZM64 234H65V232H64ZM118 234H119V233H118ZM187 234L189 235L188 232H187ZM197 234H198V233H197ZM203 234H204V235H208V234H207V231H206V234H205L204 232H203ZM212 234H213V233H212ZM212 234H210V236H211ZM260 234H261V233H260ZM120 235H121V234H120ZM132 235H133V233H132ZM158 235H159V234H158ZM164 235H163V236H164ZM179 235H180V238H181L182 236H181L180 233H179ZM192 235H194V233H192ZM244 235H245V234H244ZM248 235H251V237L253 236L252 233H251V234H250V233L248 234V232H247V235H246V236H248ZM255 235H256V234H255ZM255 235H254V236H255ZM123 236H124V235H123ZM150 236H151V235H150ZM153 236H152V238H153ZM183 236H184V234H183ZM201 236H202V234H201ZM201 236H200V237H201ZM213 236H214V235H213ZM242 236H243V235H242ZM262 236H264L263 232H262ZM66 237H67V236H66ZM124 237H125V236H124ZM134 237H135L134 239H137L136 236H134ZM171 237H172V236H170V238H171ZM184 237H185V236H184ZM194 237H195V236H194ZM215 237H216V236H215ZM215 237H213V238H215ZM236 237H237V236H236ZM243 237H244V236H243ZM249 237H250V236H249ZM251 237L248 238V242L251 241V240H250ZM257 237H259V236L257 235V236L255 237V240H256ZM138 238H139V237H138ZM144 238L148 240V237H147V238L144 237ZM154 238H156V236H155ZM160 238H164V237H162L161 234H160ZM165 238H166V237H165ZM170 238H169V239H170ZM178 238H179V237H178ZM187 238H188V237H187ZM213 238H211V239H213ZM229 238L232 239L233 241L230 240ZM122 239H123V238H122ZM203 239H206V238H203ZM203 239H202V240H203ZM217 239H218V238H217ZM235 239H236V238H235ZM240 239H241V237H240ZM242 239H243V238H242ZM253 239H254V237H253ZM149 240H150V237H149ZM164 240H165V239H164ZM179 240H180V242H181V240H184V238L179 239ZM208 240H209V239L204 240L203 242L205 243V241H208ZM244 240H245V238H244ZM249 240H250V241H249ZM73 241H74V240H73ZM127 241H128V240H127ZM132 241H134L133 238H132ZM137 241H138V240H137ZM137 241H136V242H137ZM144 241L147 243L146 240H144ZM155 241H156V240H155ZM185 241H187V240L185 239ZM193 241L196 242L195 240H193ZM257 241H258V238H257L256 242H257ZM124 242H125V241H124ZM142 242H143V241H142ZM142 242H141V243H142ZM149 242H150V241H149ZM152 242H153V240H152ZM152 242H151V243H152ZM172 242H174V241L172 240ZM212 242H213V244H215V243H214V242H215V239H213ZM216 242H217V241H216ZM218 242H220V241H218ZM252 242H253V241H252ZM258 242H259V241H258ZM117 243H118V242H117ZM134 243H135V241H134ZM155 243H156V242H155ZM157 243H158V242H157ZM198 243H199V241H198ZM201 243H202V241H201ZM208 243H209V242H207V245H208ZM236 243H238L237 240H236ZM246 243H247V241H246ZM125 244H126V243H125ZM131 244H132V243H131ZM138 244H140V243H138ZM138 244H137V245H138ZM143 244H145V243H143ZM148 244H149V243H148ZM172 244H174V243H172ZM186 244H189V243H186ZM205 244H206V243H205ZM209 244H210V243H209ZM216 244H217V243H216ZM220 244L222 245L221 242H220ZM220 244H218V246H219ZM242 244H244V243H241V248L244 247V245L242 246ZM263 244H264V243H263ZM263 244H261V245L263 246ZM67 245H68V246H67ZM146 245H147V244H146ZM146 245H145V246H146ZM152 245H154V244L152 243ZM166 245H167V244H166ZM202 245H203V244H202ZM207 245H206V246H207ZM221 245H220V246H221ZM249 245H250V244H249ZM254 245H255V244H254ZM257 245H259V243H257ZM71 246L73 247V245H71ZM122 246H123V245H122ZM126 246H127V245H126ZM132 246H133V245H132ZM135 246H136V245H135ZM142 246H143V245H142ZM142 246H141V247H142ZM156 246H157V245H156ZM184 246H186V245L184 244ZM218 246H217V247H218ZM230 246H231V245L229 244V248H228V246H226V247H227L228 249H230ZM252 246H253V244H252ZM147 247H148V246H147ZM167 247H168V246H167ZM173 247L175 248V246H173ZM186 247H187V246H186ZM191 247H192V246H191ZM221 247H222V246H221ZM221 247H220V248H221ZM226 247H225V248H226ZM249 247H250V246H249ZM79 248H80V247H79ZM121 248H122V247H121ZM123 248H124V247H123ZM123 248H122V249H123ZM130 248H131V247H130ZM130 248H128V249H130ZM145 248H146V247H145ZM157 248L160 250V247L157 246ZM157 248H154V249H157ZM193 248H194V247H192L191 249H193ZM195 248H197V247H195ZM209 248H210V247H209V245H208L207 248H206L208 252L212 249V248H210V250H208ZM220 248L218 249V250H220V254H222V253L227 249V248H226V249L224 250V249L222 248V249L224 250V251H223V250H221ZM236 248L238 249V247L235 246V249H236ZM246 248H248L247 245H246ZM246 248H245V250H247V251H245L246 253L248 252V250H251L250 248H248V249H246ZM251 248L253 249V247H251ZM255 248H256V247H255ZM262 248H263V247H262ZM146 249H147L146 251H149L148 248H146ZM150 249H151V248H150ZM154 249H153V247H152V251H153ZM171 249H172V248H171ZM186 249H188V247H187ZM199 249H200V248H199ZM201 249H202V248H201ZM232 249H233V248H232ZM232 249H231V252H233ZM256 249H261V248H259V247L257 246ZM86 250H87V249H86ZM134 250H136L135 252H137V249H134ZM138 250H139V248H138ZM159 250H158V252H159ZM161 250H163V249L161 248ZM166 250H167V249H166ZM202 250H203V249H202ZM242 250H243V249H242ZM140 251H141V248H140ZM143 251H144V250H143V248H142V251H141V253L139 254L140 258H143V257H141V256H142L141 254L144 253ZM156 251H157V250H156ZM167 251H168V250H167ZM171 251H172V250H171ZM194 251H195V250H194ZM199 251H200V250H199ZM211 251H212V250H211ZM221 251H222V253H221ZM227 251L230 252L229 250H227ZM236 251H237V250H236ZM236 251H235V252H236ZM257 251H258V250H257ZM259 251H260V250H259ZM261 251H262V250H261ZM59 252H63V254H65V253L68 254L67 257L70 258V260H67V259H66V258H67L66 255H65V259L62 258V257L59 259V258H58V256H60V255H58ZM95 252H96V251H95ZM130 252H132V251L130 250ZM130 252H129V253H130ZM138 252H139V251H138ZM158 252H157V253H158ZM163 252H164V251H163ZM163 252L160 251V253H161L162 255L165 254V252H164V253H163ZM169 252H170V251H169ZM169 252H168V253H169ZM189 252H191L190 255H192V252H193V251H192V250L189 251V249H188V253H189ZM200 252H201V255H202V254H203L202 251H200ZM208 252H207V253H208ZM217 252H218V251H217ZM228 252H226V253H227L226 255H228V254L231 255V252H230V253H228ZM235 252H233V253H235ZM245 252H244V253L242 252V254H245ZM253 252H254V251L251 252L252 255H253ZM263 252H264V250H263ZM160 253H159V254H160ZM171 253H172V252H171ZM175 253H176V252H175ZM175 253H174V254H175ZM177 253L180 254V252H177ZM259 253H260V252H259ZM259 253L257 254V252H256V250H255V254H257V257H258V255L260 256V254H261L262 252H261L260 254H259ZM132 254H133V253H132ZM146 254H147L146 256H148V254L150 255V253H147V252H146ZM159 254H158V255H159ZM172 254H173V253H172ZM172 254H171V255H172ZM211 254H213V253H211ZM215 254H216V253H215ZM224 254H225V252H224ZM239 254H240V253H239ZM239 254H238V255H239ZM133 255H134V254H133ZM152 255H153V253H152ZM155 255H156V254H155ZM165 255H166V254H165ZM171 255H170V256H171ZM175 255L177 256V254H175ZM198 255H200V254H198ZM213 255H214V254H213ZM222 255H223V254H222ZM240 255H241V254H240ZM247 255H248V256H251L249 252H248ZM247 255H245V256L241 255L240 258H239V256H237V257L239 258V259L237 260L238 262H237V263L234 262V263H235V264H238V263H239V264H240V263H241V264H246V263L249 262V263L251 264V261H249V260H250V259H253L252 257H253L254 255H253L252 257H250L249 259L246 257ZM80 256H81V255H80ZM82 256H83V255H82ZM89 256H90V255H89ZM156 256H157V255H156ZM156 256H155V257H156ZM159 256H160V255H159ZM194 256H195V255L193 254V257H194ZM220 256H221V255H220ZM232 256H233V258H234L235 255H232ZM261 256H262V255H261ZM93 257H94V256H93ZM130 257H132V256H130ZM160 257H161V256H160ZM165 257H166L165 259L168 260L167 256H165ZM171 257H173V255H172ZM185 257H186V256H185ZM191 257H192V256H191ZM193 257H192V258H193ZM200 257H201V256H200ZM202 257H203V256H202ZM221 257H223V256H221ZM230 257H231V256H230ZM237 257H236V258H237ZM245 257H246L248 260H245ZM88 258H89V257H88ZM133 258L136 259L135 255H134ZM147 258H148V260L151 259V257H150V259H149V257H147ZM153 258H154V256H153ZM158 258H159V257H158ZM169 258H170V257H169ZM183 258H184V257H183ZM183 258H182V259H183ZM216 258H217V256H216ZM227 258H228V257H227ZM231 258H232V257H231ZM233 258H232V259H233ZM261 258H262V257H261ZM85 259H86V258H85ZM135 259H134V261H135ZM154 259H155V258H154ZM174 259L177 260V259H179V258H178V257H177V258L174 257ZM182 259H181V257H180V260H178V261L180 262ZM194 259H195V260H198L199 258H198V259L194 258ZM200 259H201V258H200ZM255 259H256V257H255ZM86 260H87V259H86ZM88 260H90V259H88ZM136 260H137V259H136ZM139 260H140V259H139ZM142 260H143V259H142ZM157 260H158V259H157ZM160 260H163V257H162ZM171 260H173V258H172ZM171 260L169 259V261H171ZM204 260H205V256H204ZM219 260H220V259H219ZM222 260H223V259H222ZM140 261H141V260H140ZM144 261H145V260H144ZM169 261H167V264L170 263ZM173 261H174V260H173ZM178 261H177V262H178ZM182 261H183V260H182ZM210 261H211V260H210ZM212 261L219 262L218 260H213V259H212ZM228 261H229V260H228ZM232 261H233V260H232ZM235 261H236V260H235ZM247 261H248V262H247ZM253 261L255 262V260H253ZM256 261H257V259H256ZM259 261L261 262V260H259ZM99 262H100V260H99ZM156 262H157V261H156ZM162 262H163V261H162ZM168 262H169V263H168ZM177 262H176V264L179 263V262H178V263H177ZM186 262H187V261H186ZM194 262H196V261H194ZM197 262L200 264V262L202 263V260H201L200 262H199V261H197ZM197 262H196V263H197ZM224 262H225V261H223V263H224ZM260 262H258V263H260ZM263 262H264V261H263ZM263 262H262V264H264ZM144 263H145V262H144ZM149 263H150V261H149L147 264H149ZM154 263H155V261H154ZM158 263H161V262H158ZM174 263H175V262H174ZM174 263H173V264H174ZM192 263H193V262H192ZM196 263H195V264H196ZM212 263H213V262H212ZM227 263H228V262H227ZM258 263H257V264H258ZM145 264H146V263H145ZM150 264H151V263H150ZM184 264H185V262H184ZM188 264H189V263H188ZM203 264H204V263H203ZM215 264H217V263H215ZM218 264H219V263H218ZM221 264H222V263H221ZM225 264H226V263H225ZM229 264H230V263H229ZM252 264H253V263H252Z\"/></svg>",
  "mask_w": 264,
  "mask_h": 264
},
{
  "label": "snow or ice",
  "instance_id": "3",
  "mask_svg": "<svg viewBox=\"0 0 264 264\" xmlns=\"http://www.w3.org/2000/svg\"><path fill=\"white\" fill-rule=\"evenodd\" d=\"M228 25L225 24V30L227 31ZM262 101H264V93H262ZM100 264H108V262L101 261Z\"/></svg>",
  "mask_w": 264,
  "mask_h": 264
}]
</instances>
